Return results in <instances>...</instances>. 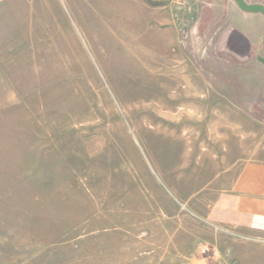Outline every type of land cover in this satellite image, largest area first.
Instances as JSON below:
<instances>
[{
	"label": "rangeland",
	"instance_id": "obj_1",
	"mask_svg": "<svg viewBox=\"0 0 264 264\" xmlns=\"http://www.w3.org/2000/svg\"><path fill=\"white\" fill-rule=\"evenodd\" d=\"M235 12L0 0V264H264L204 217L247 160L229 116L264 118L263 24Z\"/></svg>",
	"mask_w": 264,
	"mask_h": 264
},
{
	"label": "crops",
	"instance_id": "obj_2",
	"mask_svg": "<svg viewBox=\"0 0 264 264\" xmlns=\"http://www.w3.org/2000/svg\"><path fill=\"white\" fill-rule=\"evenodd\" d=\"M254 19L264 27V20L259 16ZM234 23L242 31L243 27ZM254 29L244 28V32L252 34ZM256 104L255 101L240 102L238 108L248 113ZM229 119L234 138L232 149L247 160L223 184L218 182L216 195L209 198L204 217L213 225L237 231L249 239L240 254L241 259L249 263L264 262V119L250 112L247 116L234 112Z\"/></svg>",
	"mask_w": 264,
	"mask_h": 264
},
{
	"label": "flooded vegetation",
	"instance_id": "obj_3",
	"mask_svg": "<svg viewBox=\"0 0 264 264\" xmlns=\"http://www.w3.org/2000/svg\"><path fill=\"white\" fill-rule=\"evenodd\" d=\"M247 4H261L264 6V0H244ZM235 4V3H234ZM236 8L239 10V12H241L242 14H245V16H251V17H256V16H259L262 20H264V16L263 15H252V14H246L244 12H242L238 7L237 5L235 4ZM237 30L240 31V29L237 28ZM257 28L254 29V33H252V36H255L257 35ZM262 32V36L261 38H259V41L257 44H253V42H251L249 36H247L248 40H249V47H253V46H256V52H255V60L258 62V54L260 52V55L264 58V42H262L263 38H264V27H263V30L261 31ZM245 34V33H244ZM240 46V45H239ZM259 63V62H258ZM261 66H263L261 63H259ZM264 67V66H263Z\"/></svg>",
	"mask_w": 264,
	"mask_h": 264
},
{
	"label": "water",
	"instance_id": "obj_4",
	"mask_svg": "<svg viewBox=\"0 0 264 264\" xmlns=\"http://www.w3.org/2000/svg\"><path fill=\"white\" fill-rule=\"evenodd\" d=\"M237 7L246 14L252 15H263L264 16V6L261 4H247L244 0H233ZM264 42V38L262 40ZM258 62L264 66V58L258 54Z\"/></svg>",
	"mask_w": 264,
	"mask_h": 264
},
{
	"label": "trees",
	"instance_id": "obj_5",
	"mask_svg": "<svg viewBox=\"0 0 264 264\" xmlns=\"http://www.w3.org/2000/svg\"><path fill=\"white\" fill-rule=\"evenodd\" d=\"M262 119H264V118H262Z\"/></svg>",
	"mask_w": 264,
	"mask_h": 264
}]
</instances>
